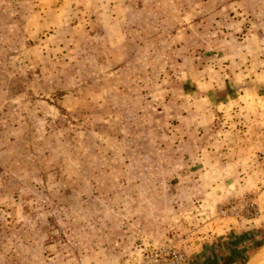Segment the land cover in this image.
<instances>
[{"label": "rangeland", "instance_id": "rangeland-1", "mask_svg": "<svg viewBox=\"0 0 264 264\" xmlns=\"http://www.w3.org/2000/svg\"><path fill=\"white\" fill-rule=\"evenodd\" d=\"M262 173L264 0H0V264H249Z\"/></svg>", "mask_w": 264, "mask_h": 264}, {"label": "crops", "instance_id": "crops-1", "mask_svg": "<svg viewBox=\"0 0 264 264\" xmlns=\"http://www.w3.org/2000/svg\"><path fill=\"white\" fill-rule=\"evenodd\" d=\"M236 148L241 151H246L247 144L239 142ZM247 151L250 150L248 149ZM263 177L264 173H262L261 177H259L260 179L257 180H262ZM211 231L210 234L207 233L205 238H201L200 241L197 239V242L194 241V244L192 243V247L190 248L192 253H194L198 259L201 255L207 256L206 262L208 263L206 264H230L232 261L239 260L238 255L245 241L241 239L242 234L235 229L234 225L227 227L224 225L222 230H218L215 234V230L211 229ZM261 251L254 256L249 264H255L260 258L264 257V252Z\"/></svg>", "mask_w": 264, "mask_h": 264}, {"label": "built area", "instance_id": "built-area-1", "mask_svg": "<svg viewBox=\"0 0 264 264\" xmlns=\"http://www.w3.org/2000/svg\"><path fill=\"white\" fill-rule=\"evenodd\" d=\"M254 213H255V211H254ZM165 251V253H164V256H165V258H164V261L166 262V263H164V264H173V263H171V261H172V259H171V255H173L174 256V258L177 256H179V257H181V259H183V262L181 263V264H189L190 262H191V260H190V257H189V255H187V253H186V251L184 250V249H178L176 252H178L176 255H174V253H172V252H174L175 250H173V249H171L170 247H168L167 249H164ZM175 264V263H174Z\"/></svg>", "mask_w": 264, "mask_h": 264}, {"label": "bare ground", "instance_id": "bare-ground-1", "mask_svg": "<svg viewBox=\"0 0 264 264\" xmlns=\"http://www.w3.org/2000/svg\"><path fill=\"white\" fill-rule=\"evenodd\" d=\"M264 258V257H263ZM263 258H260V260L256 263L255 262V264H260V262H261V260L263 259Z\"/></svg>", "mask_w": 264, "mask_h": 264}, {"label": "water", "instance_id": "water-1", "mask_svg": "<svg viewBox=\"0 0 264 264\" xmlns=\"http://www.w3.org/2000/svg\"><path fill=\"white\" fill-rule=\"evenodd\" d=\"M136 257V256H135Z\"/></svg>", "mask_w": 264, "mask_h": 264}]
</instances>
